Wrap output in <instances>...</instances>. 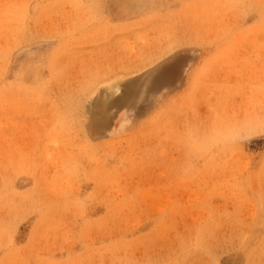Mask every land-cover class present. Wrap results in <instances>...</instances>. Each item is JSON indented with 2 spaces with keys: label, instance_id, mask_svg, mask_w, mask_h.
Listing matches in <instances>:
<instances>
[{
  "label": "rangeland",
  "instance_id": "374dc122",
  "mask_svg": "<svg viewBox=\"0 0 264 264\" xmlns=\"http://www.w3.org/2000/svg\"><path fill=\"white\" fill-rule=\"evenodd\" d=\"M112 3L0 0V264H264V0Z\"/></svg>",
  "mask_w": 264,
  "mask_h": 264
},
{
  "label": "bare ground",
  "instance_id": "6f19581e",
  "mask_svg": "<svg viewBox=\"0 0 264 264\" xmlns=\"http://www.w3.org/2000/svg\"><path fill=\"white\" fill-rule=\"evenodd\" d=\"M130 3H131V0H123L122 2H121V4H120V6L118 7V13H122V12H124V11H126L131 5H130ZM116 4L114 1H113V3H112V8H114L115 9V6L114 5ZM133 6V5H132ZM131 6V7H132ZM138 7H140V5H138V3L136 2L135 4H134V7H133V9H132V11L131 12H134V10L135 9H137ZM131 10V9H130ZM129 83V82H128ZM127 83V84H128ZM128 87V86H127ZM124 95V94H123ZM96 100H98V99H96ZM101 100H102V98H101ZM101 100H100V102H101ZM104 100V99H103ZM107 100V99H106ZM104 102H105V100H104ZM103 102V103H104ZM96 103H99V101L98 102H96L95 101V104ZM102 103V102H101ZM107 105V104H106ZM102 107V106H101ZM95 109H96V107H95ZM103 114V113H102Z\"/></svg>",
  "mask_w": 264,
  "mask_h": 264
},
{
  "label": "crops",
  "instance_id": "0c3cea01",
  "mask_svg": "<svg viewBox=\"0 0 264 264\" xmlns=\"http://www.w3.org/2000/svg\"><path fill=\"white\" fill-rule=\"evenodd\" d=\"M116 4L114 5L115 6V9L114 8H112L113 9V11H114V13H116V14H120V15H124V14H127V13H131V11H132V9H133V7H134V4L137 2L138 3V5H140V1L141 0H131V3H130V5L132 6H130L126 11H124V12H122V13H118V7L120 6V4H121V2L123 1V0H113ZM131 9V10H130Z\"/></svg>",
  "mask_w": 264,
  "mask_h": 264
}]
</instances>
